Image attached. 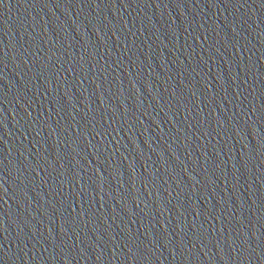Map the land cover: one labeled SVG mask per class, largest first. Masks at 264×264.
<instances>
[{"label":"water","instance_id":"1","mask_svg":"<svg viewBox=\"0 0 264 264\" xmlns=\"http://www.w3.org/2000/svg\"><path fill=\"white\" fill-rule=\"evenodd\" d=\"M0 264H264V0H0Z\"/></svg>","mask_w":264,"mask_h":264}]
</instances>
